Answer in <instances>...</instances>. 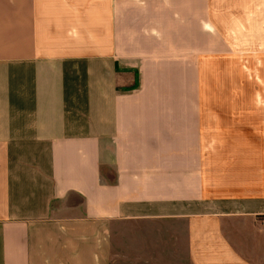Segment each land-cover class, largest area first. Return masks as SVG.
Here are the masks:
<instances>
[{
    "label": "crops",
    "instance_id": "crops-1",
    "mask_svg": "<svg viewBox=\"0 0 264 264\" xmlns=\"http://www.w3.org/2000/svg\"><path fill=\"white\" fill-rule=\"evenodd\" d=\"M0 264H264V0H0Z\"/></svg>",
    "mask_w": 264,
    "mask_h": 264
},
{
    "label": "rangeland",
    "instance_id": "rangeland-1",
    "mask_svg": "<svg viewBox=\"0 0 264 264\" xmlns=\"http://www.w3.org/2000/svg\"><path fill=\"white\" fill-rule=\"evenodd\" d=\"M248 54H241L239 58H237V65H235V61H227V79L233 80H240L241 78H243V72H248L249 68H245L243 65L247 64L248 66L253 62L251 61V58L249 59ZM243 64V65H242ZM227 81L226 83V90L227 91H232V90H236V91H241V90H245L247 88L246 84H242V83H230ZM227 106H235V105H241V101H243L242 99H233L231 96H227Z\"/></svg>",
    "mask_w": 264,
    "mask_h": 264
}]
</instances>
